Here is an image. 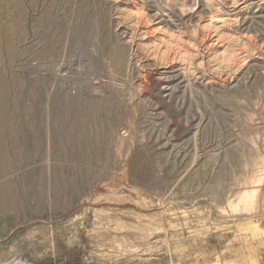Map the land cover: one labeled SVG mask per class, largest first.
Masks as SVG:
<instances>
[{"label":"rangeland","instance_id":"obj_1","mask_svg":"<svg viewBox=\"0 0 264 264\" xmlns=\"http://www.w3.org/2000/svg\"><path fill=\"white\" fill-rule=\"evenodd\" d=\"M217 4L0 0V264H264V0Z\"/></svg>","mask_w":264,"mask_h":264},{"label":"bare ground","instance_id":"obj_2","mask_svg":"<svg viewBox=\"0 0 264 264\" xmlns=\"http://www.w3.org/2000/svg\"><path fill=\"white\" fill-rule=\"evenodd\" d=\"M207 1V4L209 5V6H211L212 8H216V9H218L217 8V0H206ZM184 3V2H183ZM230 3L233 5V6H235V5H238V3H239V0H230ZM194 4V3H193ZM186 5L185 4H180V9L182 10V11H184L185 12V10H186ZM193 7H195V5H193L192 6V8ZM190 8V7H189ZM192 8H190V9H187V10H190L191 12H192ZM244 9V8H243ZM186 10V11H187ZM142 12V11H141ZM232 15V14H231ZM233 15H237L238 16V14H233ZM232 15V16H233ZM141 16V15H140ZM218 17V20H215L216 21V23L214 22V17H213V20H212V27L214 26H218V28H219V26L220 25H222V27H224V26H226V19H225V16H222V15H220V16H217ZM139 18V17H138ZM142 18V17H141ZM144 24V23H143ZM139 25V24H138ZM164 34V33H163ZM159 36V35H158ZM172 36V35H171ZM170 36V38H173L174 36H172L171 37ZM167 37V36H166ZM162 40H163V38H162ZM162 40H161V42H162ZM178 40V39H177ZM160 41V40H159ZM155 42V41H154ZM154 42H152V43H154ZM161 42H160V44H161ZM156 43V42H155ZM218 43V42H217ZM160 44H158V43H156V45L155 44H153V45H155L154 46V48H155V50H160V47H161V45ZM158 45H159V48H158ZM170 46V45H169ZM181 49V48H180ZM182 50V49H181ZM180 50V51H181ZM160 52H162V51H160ZM177 52V51H176ZM159 53V52H158ZM167 54V53H166ZM163 55V54H162ZM212 55V54H211ZM179 56V55H178ZM181 56V55H180ZM218 61V60H217Z\"/></svg>","mask_w":264,"mask_h":264}]
</instances>
